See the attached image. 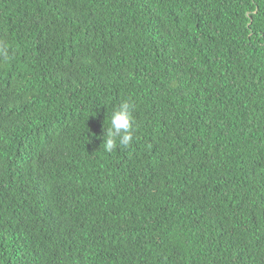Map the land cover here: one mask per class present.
Returning <instances> with one entry per match:
<instances>
[{"label":"trees","instance_id":"obj_1","mask_svg":"<svg viewBox=\"0 0 264 264\" xmlns=\"http://www.w3.org/2000/svg\"><path fill=\"white\" fill-rule=\"evenodd\" d=\"M0 41V264H264V0H0Z\"/></svg>","mask_w":264,"mask_h":264},{"label":"clouds","instance_id":"obj_2","mask_svg":"<svg viewBox=\"0 0 264 264\" xmlns=\"http://www.w3.org/2000/svg\"><path fill=\"white\" fill-rule=\"evenodd\" d=\"M0 56L8 59V45L0 41ZM103 136V150L111 153L118 146L130 147L137 131L136 122L130 110V103L122 101L112 112L110 127Z\"/></svg>","mask_w":264,"mask_h":264}]
</instances>
